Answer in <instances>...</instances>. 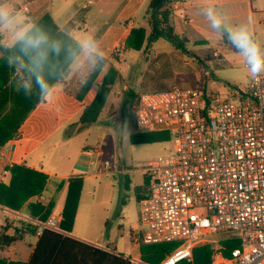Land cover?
<instances>
[{
  "label": "built area",
  "instance_id": "1",
  "mask_svg": "<svg viewBox=\"0 0 264 264\" xmlns=\"http://www.w3.org/2000/svg\"><path fill=\"white\" fill-rule=\"evenodd\" d=\"M92 4L87 0L83 8ZM212 56L220 58L217 52ZM224 90L172 86L136 95L134 126L168 132L173 143V153L143 168L148 189L139 200L140 229L132 233L138 250L142 244L178 243L155 264H190L193 247L205 244L210 264H264V75ZM61 218L51 211L43 221L25 220L37 237L44 230L67 235ZM227 239L238 246L225 255ZM124 259L150 264L140 254Z\"/></svg>",
  "mask_w": 264,
  "mask_h": 264
},
{
  "label": "rangeland",
  "instance_id": "2",
  "mask_svg": "<svg viewBox=\"0 0 264 264\" xmlns=\"http://www.w3.org/2000/svg\"><path fill=\"white\" fill-rule=\"evenodd\" d=\"M84 1H76L75 6L79 7ZM104 1L106 0L101 2L93 0L91 7L80 8L83 13L81 21L85 23L88 35L94 34L107 23L112 18L116 6L120 4V0H112L114 3L106 6ZM146 1L143 0L140 4L142 7L131 19L135 20L133 24L137 28L146 21L144 17V10L148 4V1L145 4ZM189 1L185 0V2ZM212 5L223 13L232 25L249 22L248 6L244 2L223 0ZM262 7L264 6L261 4L255 5V8ZM99 8L102 9V13H99ZM201 8L172 10L170 17L171 26L177 34H182L187 39L186 47L193 51L196 57L182 55L163 39L151 44L149 54H144L146 42L143 38L137 48L126 49L114 60L113 69L117 73L114 86L119 84L122 89L125 88V91L135 95L141 91L164 90L173 85L192 88L200 83V77L198 82L195 78L202 66L205 67V71L211 73V76L205 78L207 90L216 89L220 94H226L224 88L232 89L234 86L246 85L250 76L244 67L243 58L226 42H219L218 36L203 16ZM105 9H108L106 13ZM20 13L25 16L24 12ZM94 19L97 23L92 27ZM183 20L188 23H182ZM249 26L256 38L264 42V34L258 32L261 28L253 26L252 23ZM142 28L150 31L148 25H143ZM99 36L100 46L108 56L112 34L108 32L104 36L100 34ZM211 50L218 51L221 57H213L203 60L202 64L199 63L197 57L210 55ZM117 94L118 96L110 98L105 115H98L88 127L78 126L79 128L73 130V134L68 135V130L77 126L78 119L74 118L70 125H64L60 132L53 133L50 138L45 139L42 143L44 149L42 168L55 169L63 163L67 167L68 161L73 160L75 174H80L83 178L77 215L70 230L72 237L83 242L86 240V243L88 241L96 246L110 247L126 257H137L140 254L139 250L132 243V233H138L139 228L136 188L141 187L143 192L145 174L143 168L148 162L173 153V143L170 138H160L152 143L142 141L145 133L149 131L138 130L130 123L128 117L124 118L121 112L119 113L124 92L120 90ZM11 104L10 100L3 102L1 116L9 111ZM52 144L56 147L53 148ZM90 161L94 163L91 164ZM104 162L108 165H104ZM43 196L56 202L58 208H62L65 192L57 194L52 187H47ZM1 216L0 210V218ZM18 225L23 226L24 223L18 220L16 226ZM31 242V238L25 236L14 242V247L16 251H22L26 255ZM12 252L13 250H0V257L10 256ZM23 254L11 258L25 261L26 257Z\"/></svg>",
  "mask_w": 264,
  "mask_h": 264
},
{
  "label": "trees",
  "instance_id": "3",
  "mask_svg": "<svg viewBox=\"0 0 264 264\" xmlns=\"http://www.w3.org/2000/svg\"><path fill=\"white\" fill-rule=\"evenodd\" d=\"M177 0H149L145 16L147 25L150 28L145 36L144 29L141 27L132 28L124 41V48H137L145 38L144 53H148L151 44L158 39L165 40L172 49L180 52L186 57H196L193 51L186 47L187 39L182 34H177L170 24L171 9L170 5ZM34 24L41 27L53 38L64 42L67 47L75 51L74 41L70 36L60 31L53 22L50 15L45 13ZM19 54V46L9 47L1 42L0 38V112L3 102L10 100L12 107L4 116L0 115V148L8 141L17 137V129L27 114L37 103L35 94L33 97H26L23 92H17L15 88L19 87L22 80L27 79L29 73L18 68L10 60ZM211 54H206L203 58L197 57L199 63L203 60L212 58ZM70 60H66L64 54L50 57L49 64L44 69V75L51 84L58 82L70 65ZM203 67V66H202ZM200 85L204 92L207 91L205 77L201 69ZM99 72L91 73L89 79L94 81ZM211 76V73H209ZM117 73L113 67H110L101 82L98 84L99 92L96 91L91 103L86 106L79 116V123L88 126L93 123L101 112L106 95L108 96L113 88ZM89 87H82L86 91ZM137 105V96L130 91H126L121 114L124 118H129L134 126L132 112ZM128 106V107H127ZM135 127V126H134ZM136 128V127H135ZM144 142L152 143L156 140L170 138L168 132H146ZM10 172V181L7 185L0 184V206L12 211L19 210L25 205L26 212L31 219L43 221L51 212L54 202L49 200L42 203L36 200L28 201L30 198L41 196L46 184L47 176L43 173L26 168L23 165H12L8 168ZM82 176L74 175L69 178L67 191L61 212V221L59 227L65 233H69L74 221L78 199L81 189ZM148 178L144 175L143 195H139L141 187L136 188V198L139 201L147 194ZM12 228L13 232L7 234L6 231ZM18 228L14 225L5 223L1 227L0 245H10L21 240L22 236L17 234ZM29 231L34 233L32 225H29ZM225 247L224 254L228 255L229 250L238 246L236 239H227L222 241ZM177 242L161 244H142L139 248L141 260L146 263L155 264L169 254L176 246ZM210 245H198L192 249V262L190 264H210ZM0 264H129L124 256L118 253L109 252L98 246L90 245L68 235H60L55 232L44 230L37 238L32 253L26 263L19 261H10L6 263L0 259Z\"/></svg>",
  "mask_w": 264,
  "mask_h": 264
},
{
  "label": "crops",
  "instance_id": "4",
  "mask_svg": "<svg viewBox=\"0 0 264 264\" xmlns=\"http://www.w3.org/2000/svg\"><path fill=\"white\" fill-rule=\"evenodd\" d=\"M76 1L79 0H75V1L74 0H20L19 2H17L16 0H6V2L9 4L10 7L18 10L19 12H24L25 16L28 19V22L32 24H34L45 13H48L60 31L70 36L73 40H78L88 35L87 27L83 22V20L81 21V16L83 15V13L81 12L80 8L87 9L91 6L83 8V5L87 1L85 0L84 2H82V4H80L79 7H76L75 6ZM147 1L149 2V0ZM147 1L145 2V4L147 3ZM221 1L223 0H190L189 2H185V0H177L170 5V9L172 11V10H185L186 8L189 7L199 8L209 3L215 4ZM239 1L244 2L248 6L247 15L249 21H251L253 26L256 27L259 26L261 29L258 32L260 34H264V7L255 8L256 4H261L262 6H264V0H260L259 2L257 0H239ZM142 2L143 0H120V4L117 5L113 11L114 14L112 18L103 26H101L100 29H97L94 32V34H92L96 36L97 39L100 38L99 34L101 36H104L108 32H111L112 34V38L109 44L111 45V48L109 51V55L106 56L107 65L105 66L104 71L99 72L95 80L93 81L97 85L101 82L102 77L104 76L106 71L110 67H113L114 60L119 58L120 54L126 50L124 48L125 38L129 34V31L132 28H137L133 24L135 23L134 22L135 20H131V19H133V17L135 16V12L136 11L138 12V10L142 7L140 6ZM113 3L114 2L112 0L104 1V5L106 6H110ZM146 8L144 10L145 19H146L145 16ZM98 11L99 13H102L101 8H99ZM107 11L108 9L104 10L105 13ZM79 20L81 21V23ZM92 23H93L92 27H95L97 20L94 19ZM182 23L187 24L188 22L186 20L185 21L183 20ZM143 25L147 26V22L145 21L142 24L141 28L143 27ZM113 26L114 28H112ZM144 32H145V36L149 33V31L145 29ZM194 32L200 35L199 32H197L196 30H194ZM0 38L2 43L6 45H10L12 41V32L8 29H0ZM211 51L212 53L213 52L219 53L216 50H211ZM147 58L148 57H146V59ZM202 68L203 67H201V69ZM201 69L196 73V78H195L196 82H198L199 80ZM87 75L88 74L86 70L77 71L74 67L71 66L70 63L67 70L62 75L61 79L58 82L52 84L55 86L56 89V94L52 99V101L43 104L38 102L34 104L33 109L27 114L25 119L19 125L17 129V137L8 140L0 148V184L7 185L9 183L10 181V172L8 170L9 167H11L12 165L21 164L26 168L43 173L47 176L46 184L44 186L41 196L38 198H30L28 201L36 200L42 203H46L49 200H51L43 196V192L47 187H52V189L55 190L57 194H61L62 192H65L66 195L69 178L74 175H80V174H75L73 160L71 162L68 161L67 167L65 166V163H63V165L57 166V168L55 169L43 170L42 158H43L44 149L42 148V143L43 141H45V139L50 138L51 134L60 132L64 125L67 124L70 125L72 123L71 122L72 119L74 118L78 119L77 126L73 128L74 131L77 128H79L78 126H84V128L88 127L86 125H81L79 123V116L81 115L83 109L91 103L92 99L96 94L97 89L94 87H89L86 91H83L81 80ZM120 90L124 92V98H125L126 89L125 88L122 89L119 84H117L116 87L113 85V88L108 95L109 97L108 102L105 100L103 108L99 113V115L102 114L105 115V112L107 110V105L110 104V98L113 96H118L117 92ZM213 90L215 91L216 89H210V91ZM120 112L121 110L119 111V113ZM71 134L68 133V135ZM51 146L53 148L56 147L55 144H52ZM96 153L98 154L97 151ZM90 163L93 164L94 162L90 161ZM6 170L8 171V174L3 177L2 173L3 171ZM146 189H148V187ZM143 194H144L143 192L139 193V195L141 196ZM0 210L2 212V216L0 218V233H1V227L5 223L16 226L17 221L20 220L24 223L25 226L28 227L26 232L23 235H21L22 236L21 239H23L25 236H28L31 238L32 241L29 244V251L26 254L27 256L24 255L22 251L21 252L16 251V248L14 247V242L8 246L0 245V250H4V249L13 250L10 256L0 257V259H3L6 263L10 261H19L21 263H26L32 253V250L34 248V245L38 237L35 236L34 233H31L29 231V225L31 226V224L26 223L27 221L25 219H31V218L28 216L26 212L25 205H23L17 211L7 210L1 206H0ZM51 211L62 212V208H58L57 203L54 202V206ZM76 215H77V209H76L75 217ZM23 226L18 225L16 227L19 228ZM12 232H13L12 228H9L6 231L7 234H11ZM66 234L72 237L71 232ZM87 244L94 245L88 241ZM101 248L106 249L109 252L116 253L110 247L101 246ZM17 254L18 255L23 254L26 257V260L21 261L15 258H11L12 256L16 257Z\"/></svg>",
  "mask_w": 264,
  "mask_h": 264
},
{
  "label": "clouds",
  "instance_id": "5",
  "mask_svg": "<svg viewBox=\"0 0 264 264\" xmlns=\"http://www.w3.org/2000/svg\"><path fill=\"white\" fill-rule=\"evenodd\" d=\"M201 12L209 22L210 28L218 36L220 43L229 45L243 58L244 67L252 79L264 75V42L256 38L250 23L232 25L228 18L214 5L202 6ZM0 29L12 32L9 47L19 46V54L10 62L29 73L27 79L21 81L17 92L26 97L35 98L38 103L51 102L56 94L55 86L44 75L50 57L62 53L71 66L77 71L86 70L87 76L81 80L82 87H94L99 92V85L89 79L91 73L102 72L107 65L105 52L94 35H86L74 41L75 51L67 47L63 41L53 38L36 24L28 22L18 10L9 6L6 0H0ZM109 97L106 95V101Z\"/></svg>",
  "mask_w": 264,
  "mask_h": 264
},
{
  "label": "water",
  "instance_id": "6",
  "mask_svg": "<svg viewBox=\"0 0 264 264\" xmlns=\"http://www.w3.org/2000/svg\"><path fill=\"white\" fill-rule=\"evenodd\" d=\"M73 128H74V127L70 128V129L68 130V133H69V134H71V133H72V131H73Z\"/></svg>",
  "mask_w": 264,
  "mask_h": 264
}]
</instances>
